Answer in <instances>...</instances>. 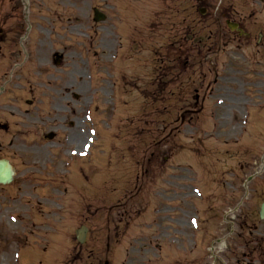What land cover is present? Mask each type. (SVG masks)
<instances>
[{"label":"rangeland","instance_id":"374dc122","mask_svg":"<svg viewBox=\"0 0 264 264\" xmlns=\"http://www.w3.org/2000/svg\"><path fill=\"white\" fill-rule=\"evenodd\" d=\"M13 1L0 0V24L8 13L4 24L8 30L13 15H22L24 10L35 25L32 29L38 27L40 32L37 38L28 37L22 55L6 52L0 57L1 83L10 81L8 75L1 78L6 65L23 61L17 69L11 68L21 77V91L7 88L0 99L12 92L21 94L24 109L17 118L0 117V121L13 119L21 127L18 138L23 158L16 159L14 149L8 155L23 172L28 213H33L31 206L37 199L47 206L45 197L56 200L64 187L67 193L61 199L66 209L59 220L56 215L54 226L47 232L33 229L22 249L28 250V258L16 262V250L11 247L8 257L0 253V264H104L106 260L108 264H148L151 260L154 264H191L198 254V264H239L245 250L238 233L247 237V224L259 223L257 211L264 199V99L253 96L255 87L248 90L250 82L258 84V73L264 69V46L256 43L259 33L264 41V0H206L204 14H193L199 17L202 40L189 41L190 60L181 69L185 75L179 69L178 51H182L177 22L185 17L180 12L182 4L191 1L22 0L20 9ZM93 7L102 10L105 19L94 21ZM227 16L248 36L228 32L232 38L225 51L206 59L214 70L205 62V72L199 75L203 45H216L219 29L226 34ZM20 25L25 26L22 18ZM138 34L147 37L144 46ZM10 48L18 46L12 43ZM54 51L63 55L58 64ZM229 65L235 66L239 78L231 79L233 89L222 91L228 81L225 76L233 74ZM215 71L224 83L221 88L211 83ZM260 86L264 88V83ZM213 87L214 94L208 95ZM236 87H241L242 98H228L229 93L238 94ZM194 89L205 92V99L193 100ZM201 107L205 117L195 118L193 112ZM181 111L188 112L179 121ZM49 131L55 133L51 140L45 138ZM224 164L235 174L229 178L231 183L247 186V194L232 193L235 200L242 195L247 201L243 212L228 211L227 197L233 189L220 180L227 178L221 174ZM68 165L71 168H64ZM137 184L140 198H134ZM188 191L195 196L183 197ZM6 193L18 194L17 186ZM26 198L32 202L26 203ZM192 205L198 206L203 231L198 232L197 249L186 256L195 248L194 229L188 220L191 214L180 213L179 208ZM81 224L89 228L83 244L75 238ZM8 227L7 233L16 231L14 225ZM27 228L32 229L29 224ZM258 230L264 234V222ZM115 233H120L118 239ZM210 236L222 238L214 245L218 257L212 261L207 256ZM148 239L161 245L156 246L161 248L159 254ZM4 247L1 242L0 249Z\"/></svg>","mask_w":264,"mask_h":264},{"label":"flooded vegetation","instance_id":"af4514ba","mask_svg":"<svg viewBox=\"0 0 264 264\" xmlns=\"http://www.w3.org/2000/svg\"><path fill=\"white\" fill-rule=\"evenodd\" d=\"M3 30L4 29H0V48L3 40H6V33ZM0 129H2L5 134H8V131L9 129H11V127L8 124H0ZM15 140H16L15 142L16 148L14 153L17 157H20L22 155V148L20 147V142L17 141V133H13L12 139L8 142V145H12ZM5 144H6V136L1 138L0 141V156H3L4 153L7 152V147ZM4 199L5 198L3 197V200L0 202V204L3 203Z\"/></svg>","mask_w":264,"mask_h":264},{"label":"water","instance_id":"95a60500","mask_svg":"<svg viewBox=\"0 0 264 264\" xmlns=\"http://www.w3.org/2000/svg\"><path fill=\"white\" fill-rule=\"evenodd\" d=\"M261 216H264V203L262 204L261 210H260Z\"/></svg>","mask_w":264,"mask_h":264}]
</instances>
